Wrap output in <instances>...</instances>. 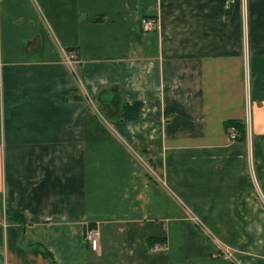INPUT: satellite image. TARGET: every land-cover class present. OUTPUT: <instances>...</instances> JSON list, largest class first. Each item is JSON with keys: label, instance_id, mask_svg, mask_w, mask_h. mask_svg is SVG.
I'll list each match as a JSON object with an SVG mask.
<instances>
[{"label": "crops", "instance_id": "1", "mask_svg": "<svg viewBox=\"0 0 264 264\" xmlns=\"http://www.w3.org/2000/svg\"><path fill=\"white\" fill-rule=\"evenodd\" d=\"M187 205L216 242L179 228ZM43 249L264 264V0H0V264Z\"/></svg>", "mask_w": 264, "mask_h": 264}, {"label": "rangeland", "instance_id": "2", "mask_svg": "<svg viewBox=\"0 0 264 264\" xmlns=\"http://www.w3.org/2000/svg\"><path fill=\"white\" fill-rule=\"evenodd\" d=\"M155 22H156L155 23L156 26L159 27L158 22L156 20H155ZM157 30H158V28L155 31H157ZM150 163H152V162H150ZM185 209L187 211V214H189V216H190L192 221L190 220V222L178 224L179 228L183 229L184 231L190 230L191 233L189 235H191V236L194 234L195 231H198L199 233H202L203 235H205L208 240H212L213 239V242H216L217 239L211 233V222L210 221H203V219H202V216H203V218H207V216H204V213L201 212L202 208L201 207H193V206L187 205ZM186 236H188V234ZM177 241H180V240H177ZM185 242L188 245L194 246V240L193 239L186 240ZM250 248L252 249V253H253V250H255V247L252 246ZM247 253H249V251ZM257 258L264 262V257L263 256H258Z\"/></svg>", "mask_w": 264, "mask_h": 264}, {"label": "trees", "instance_id": "3", "mask_svg": "<svg viewBox=\"0 0 264 264\" xmlns=\"http://www.w3.org/2000/svg\"><path fill=\"white\" fill-rule=\"evenodd\" d=\"M232 128H234L237 131V138L236 140L245 141L246 140V127L245 124L242 121L239 120H231L227 121L225 123V129L227 131H230ZM7 215H9L10 219L16 220V222L25 224V220L23 216L19 212L9 211L7 212ZM160 240L157 238H149L147 240V246L148 247H154L156 243H158ZM43 256L50 261L51 264H55V261L49 254L47 250H42Z\"/></svg>", "mask_w": 264, "mask_h": 264}, {"label": "built area", "instance_id": "4", "mask_svg": "<svg viewBox=\"0 0 264 264\" xmlns=\"http://www.w3.org/2000/svg\"><path fill=\"white\" fill-rule=\"evenodd\" d=\"M139 21H140L139 24H140L141 31H143V32H153L158 28V26H156V24H155L156 22L154 19L144 17V18H141ZM73 59L75 60L76 58L72 57V58L68 59L69 64L73 63ZM229 138H230V140H236L237 131L234 128H232L230 130ZM85 238H86L87 242L89 243L90 248L93 251L97 250V248H98V233L94 230H89L86 232Z\"/></svg>", "mask_w": 264, "mask_h": 264}]
</instances>
